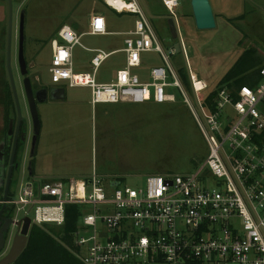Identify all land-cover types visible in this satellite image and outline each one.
<instances>
[{
	"label": "built area",
	"instance_id": "2783aa9c",
	"mask_svg": "<svg viewBox=\"0 0 264 264\" xmlns=\"http://www.w3.org/2000/svg\"><path fill=\"white\" fill-rule=\"evenodd\" d=\"M124 1L132 5L125 11L106 3L116 13L137 16L125 33L124 48L110 52L87 48L80 35L63 26L60 41L51 44L52 83L89 88L93 108L151 99L174 103L176 97L167 92L174 88L207 142V159L193 174L151 176L139 189L119 179L106 182L96 170L86 179L37 185L25 179L8 201L12 218L17 222L28 216L32 226L43 229L63 227L67 207L79 206L74 253L81 264H264V65L253 87L223 86L210 100L207 80L190 73L188 90L140 0ZM162 3L175 15L180 0ZM87 34H111L105 17L97 15ZM76 46L94 54L91 73L75 71ZM118 53L126 55L124 68L115 81L99 82V68ZM148 53L159 54L165 65L151 67L145 81L134 70L143 66Z\"/></svg>",
	"mask_w": 264,
	"mask_h": 264
},
{
	"label": "rangeland",
	"instance_id": "374dc122",
	"mask_svg": "<svg viewBox=\"0 0 264 264\" xmlns=\"http://www.w3.org/2000/svg\"><path fill=\"white\" fill-rule=\"evenodd\" d=\"M129 1V0H127ZM12 70L20 100L22 116L31 124L29 105L24 90V77L19 67V29L24 11L25 58L28 77L37 85L55 86L50 67L52 41L65 24L79 35L88 32L80 17L93 8L109 16V24L122 29L133 28L136 15L116 13L104 0H12ZM217 22L216 29L197 30L191 0H180L175 15L162 0H140L147 17L156 31L170 63L177 73L209 75L214 84L223 79L228 70L245 55L256 68L244 77H252L264 64V0H210ZM9 1L0 0V76L6 95L5 117H17V108L7 67ZM76 12V14H75ZM75 14V15H74ZM169 19L177 25L178 38H174ZM187 55L185 59L181 40ZM120 37L90 36L81 43L90 49L111 51L112 44H120ZM123 49L124 44H120ZM175 50V54L171 52ZM94 54L74 49L76 72L91 73ZM126 55L111 56L98 70L97 79L110 83L124 68ZM165 65L157 53L143 55V66L134 70L143 80H149L151 67ZM209 67H212L210 70ZM172 81V79H170ZM208 82V81H207ZM209 84V82H208ZM212 84V85H214ZM57 86V85H56ZM66 98L49 99L38 104L42 125L40 146L36 147L39 167L30 176L26 167L12 183L11 194H17L21 181L29 179L36 185L54 180L86 179L94 170L106 182L119 179L132 188H143L151 176L190 175L199 169L209 154L202 133L183 101L180 92L167 90L176 97L174 103L158 104L151 99L143 104H99L93 108L89 88L62 87ZM193 96V95H191ZM10 196V194H9ZM3 193L0 190V209ZM91 212V210H88ZM33 214V213H32ZM31 214V215H32ZM60 229L54 232L59 233ZM61 238L64 239V236ZM65 240V239H64ZM74 244V242H73ZM68 247V245L66 244ZM73 246V245H72ZM71 248H75L74 246ZM9 247V246H8ZM69 248V247H68ZM5 252H0V259Z\"/></svg>",
	"mask_w": 264,
	"mask_h": 264
},
{
	"label": "water",
	"instance_id": "95a60500",
	"mask_svg": "<svg viewBox=\"0 0 264 264\" xmlns=\"http://www.w3.org/2000/svg\"><path fill=\"white\" fill-rule=\"evenodd\" d=\"M9 9V30H8V50H7V67L9 73V79L15 99V104L17 108L18 126L23 119L20 100L16 88V83L12 70V30H13V2L8 0ZM191 7L193 11V16L195 20V25L197 30L205 31L216 29L217 22L214 15L213 7L210 0H191ZM171 33L174 38H178L177 25L174 19L168 20ZM19 67L24 79V90L29 105L30 115L33 123V141L30 152V158L35 157L36 145L38 137L41 133V122L38 114V104L45 103L47 100L46 89L35 92L33 89V84L31 79L28 77V65L25 58V17L24 11L20 19V29H19ZM43 94V98L40 95ZM53 100H63L66 98V93L63 88H54L51 91ZM11 127L13 125L14 113L11 111ZM17 133L15 137L14 150L17 142ZM1 150V149H0ZM5 152L2 153L4 158ZM13 163V162H12ZM11 163V164H12ZM29 175H33L32 166L30 165L28 169ZM89 184L91 182L89 181ZM10 180L6 182L5 191L3 194L2 207L0 209V252L8 251V253L0 260V264H15L18 258L21 256L28 244L29 232L32 227L31 218L26 216L19 221H15L12 216L6 215V210L8 208V201L10 199ZM9 246V247H8Z\"/></svg>",
	"mask_w": 264,
	"mask_h": 264
},
{
	"label": "trees",
	"instance_id": "16d2710c",
	"mask_svg": "<svg viewBox=\"0 0 264 264\" xmlns=\"http://www.w3.org/2000/svg\"><path fill=\"white\" fill-rule=\"evenodd\" d=\"M261 67L252 77H244L248 71L256 68L255 62H252L244 55L228 70L223 79L216 84L208 79L209 75H202L203 78L201 79L209 82L208 98L213 100L216 90L223 86L237 89L242 85H250L252 87L257 85L261 79ZM209 69L211 70L212 67H209ZM179 75L184 86L190 90V81L187 75L182 73H179ZM11 196L12 194L10 193ZM80 211L79 206L69 205L67 207V222L63 227L51 226L43 229L33 225L29 232L27 247L15 264H81V261L74 253L75 248H71L72 245H75L73 244L74 234L79 223ZM12 213L13 208L8 206L6 215L11 217ZM54 228L60 229L59 233L54 232ZM60 234L64 236L65 240L61 238Z\"/></svg>",
	"mask_w": 264,
	"mask_h": 264
},
{
	"label": "flooded vegetation",
	"instance_id": "af4514ba",
	"mask_svg": "<svg viewBox=\"0 0 264 264\" xmlns=\"http://www.w3.org/2000/svg\"><path fill=\"white\" fill-rule=\"evenodd\" d=\"M32 84H33V89L35 92L40 91L42 89H46V97H47L46 102L52 98L51 91L54 88H61V87H57L54 85L53 86H45V85L40 86V85H37L36 83H32ZM40 97L43 98V94H41ZM10 118H13V117H8L7 125L4 131V136L2 140L0 141V149H1L0 150V190L3 194L5 191L7 180L8 179L10 180V188H11L12 183L18 180V178L20 177V170L23 167L24 168L26 167V169L28 170L31 165L33 172H34V169L39 167V163L38 161H36L37 154H35L34 158H30V152H31L32 141H33L32 119H31V124L29 125L27 120L23 117V119L21 120L18 126V117H14L13 125L11 127ZM17 129H18L17 142H16V147L14 150V143H15ZM41 131H42V128H41ZM39 140H40V135L38 137V141L36 145L37 149L40 146ZM4 152H5V156L3 158L2 153ZM2 252H5V255L8 253L7 250L2 251ZM3 257H1V259Z\"/></svg>",
	"mask_w": 264,
	"mask_h": 264
},
{
	"label": "crops",
	"instance_id": "0c3cea01",
	"mask_svg": "<svg viewBox=\"0 0 264 264\" xmlns=\"http://www.w3.org/2000/svg\"><path fill=\"white\" fill-rule=\"evenodd\" d=\"M112 11H114V10L112 9ZM75 14H76V12H75ZM97 15H101V16L105 17V19L107 21L108 31L111 33V34H109L107 36L120 37L121 38V41H120L121 43L120 44H122V43L124 44V40L126 38L125 33L130 31L132 29V27L126 30V26H124L125 29H122L118 24H114L113 21H112V25H111V24H109V21H110L109 20V16L106 15V14L98 13V10H94L92 8L89 13H87L84 16L80 17V19H82L81 20L82 25H84V27H86V29H88L90 27L91 23L94 21V18ZM63 26H70L72 28V26L69 25V24H65ZM87 33L88 32H80L79 35L82 38V37L88 35ZM120 44L118 42L116 44H112L111 51L121 50L122 48L120 47ZM0 72H1V70H0ZM5 101H6V95H5V92L3 90V76L2 77L0 76V141L2 140V138L4 136V131H5V128H6V125H7L6 117H5V113H6L5 112V104H6Z\"/></svg>",
	"mask_w": 264,
	"mask_h": 264
},
{
	"label": "bare ground",
	"instance_id": "6f19581e",
	"mask_svg": "<svg viewBox=\"0 0 264 264\" xmlns=\"http://www.w3.org/2000/svg\"><path fill=\"white\" fill-rule=\"evenodd\" d=\"M110 7L115 8L118 11H125L126 9L132 7L129 3L124 0H104Z\"/></svg>",
	"mask_w": 264,
	"mask_h": 264
}]
</instances>
